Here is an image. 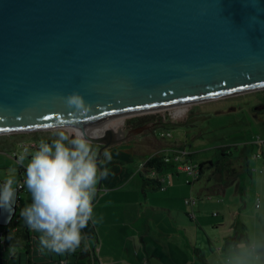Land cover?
<instances>
[{
    "label": "water",
    "instance_id": "95a60500",
    "mask_svg": "<svg viewBox=\"0 0 264 264\" xmlns=\"http://www.w3.org/2000/svg\"><path fill=\"white\" fill-rule=\"evenodd\" d=\"M260 90L264 0H0V136L73 129L102 168L105 150L175 123L120 121ZM73 92L92 110L71 112Z\"/></svg>",
    "mask_w": 264,
    "mask_h": 264
},
{
    "label": "crops",
    "instance_id": "0c3cea01",
    "mask_svg": "<svg viewBox=\"0 0 264 264\" xmlns=\"http://www.w3.org/2000/svg\"><path fill=\"white\" fill-rule=\"evenodd\" d=\"M258 119L264 124V117ZM259 135L243 143L235 155L234 161L241 170L235 174L225 159L226 167L219 172L214 189L201 192L193 208L186 204L189 198L181 200L187 196L184 185L190 179L181 177L183 171L175 166L169 168L166 176L156 175L159 180L170 181L164 190L144 185L142 178L132 189L128 188L136 177L126 168L130 160L123 159L120 155L124 153L115 147L110 152L111 160L103 164L109 174L103 178V190L93 202L96 222L89 221L83 230L86 239L75 252L59 255L41 251L39 233L32 231L19 215L20 209L31 203V196L25 189L17 191L23 202L15 210L17 217L0 210V232L6 231V244H0V264H55L60 259H67L69 264H239L249 259L250 246L264 245V239L258 241L257 233H247L251 218L254 228L262 224L263 202L259 200L257 208V196L249 203L244 200L247 187L257 188L264 180V160L255 159L259 149L251 144ZM40 140V136L24 134L0 136V182H4L9 169L15 168L17 180L23 183L25 173L13 154L20 144L31 145ZM170 148L163 150V154L168 155ZM92 252L97 256L94 263ZM257 253L258 264H264V247L257 249ZM211 254L216 258L212 259Z\"/></svg>",
    "mask_w": 264,
    "mask_h": 264
},
{
    "label": "clouds",
    "instance_id": "9594fccd",
    "mask_svg": "<svg viewBox=\"0 0 264 264\" xmlns=\"http://www.w3.org/2000/svg\"><path fill=\"white\" fill-rule=\"evenodd\" d=\"M64 100L73 113L92 110L79 92L70 93ZM53 137L51 143L38 141L34 151L24 147L16 154L17 163L25 167V176L20 184L16 169L8 170L0 184V210L14 214L17 187H23L31 203L21 208L19 215L39 233L41 251L62 255L79 249L86 239L83 230L90 220L96 222L93 199L109 169L98 166L99 149L82 132L61 127L54 129ZM103 156L100 164L111 160L109 151L105 150ZM261 247L264 245L250 246L249 259L239 264H258L257 249Z\"/></svg>",
    "mask_w": 264,
    "mask_h": 264
},
{
    "label": "rangeland",
    "instance_id": "374dc122",
    "mask_svg": "<svg viewBox=\"0 0 264 264\" xmlns=\"http://www.w3.org/2000/svg\"><path fill=\"white\" fill-rule=\"evenodd\" d=\"M183 109L185 110L183 115L177 119L172 118V114L175 110L140 116L141 118L150 117L156 120L173 119L175 123H161L158 129L153 130L151 128L149 131H143L131 142L126 141L117 146V148L119 147L124 153L120 156L123 157V159L130 160L129 163L126 164V168L130 169L133 176L136 177L128 188L132 189L135 183L140 182L141 175H149V172H146L143 168V163L146 158L159 157L166 148L181 147L194 153L193 162L199 167L201 164L210 161L213 162L211 165H206L203 168V174L200 176V180L192 185L188 183L184 185L188 193L187 196L181 199L183 202H185L184 200L186 198H198L201 192H212V189H214L213 187L217 184L216 178H219L220 174H213L218 167V165H216L218 160L221 159V147L228 145L230 149L229 152L237 155L239 154L241 145L245 142H249L253 135H264V124L257 121L259 120L258 118L264 117V115H262L264 113V90L204 101ZM130 120H134V118L123 120L120 127L123 128L124 124L128 123ZM53 131L54 130L25 132L19 134L33 137L40 136L41 139L50 143L54 139ZM167 153H169V151H167ZM253 160L255 159L253 158ZM225 163H227V165L230 164L229 167L233 168L232 170L235 174L236 171L241 170V167H238L235 162L226 161ZM15 164L16 163H13V167H15ZM224 165L226 167V164ZM169 170L170 169H167L162 172H158L157 170L154 171L157 173V176L162 177L166 176L165 174ZM180 174L182 175L181 177L184 176L189 179L184 172H180ZM246 177L250 178V175L246 173ZM101 190H103V188ZM246 191V198H244L245 202L249 203L252 197L255 198L257 196L258 200L263 202L264 209V180L261 186L256 188V185L254 187L249 185ZM261 218L262 224L260 225L259 223L257 228H254L253 218H251V222L247 224V233L251 235H253L254 232L257 233L258 241L264 239V212ZM210 257L214 259L216 255L213 256L211 254Z\"/></svg>",
    "mask_w": 264,
    "mask_h": 264
},
{
    "label": "built area",
    "instance_id": "2783aa9c",
    "mask_svg": "<svg viewBox=\"0 0 264 264\" xmlns=\"http://www.w3.org/2000/svg\"><path fill=\"white\" fill-rule=\"evenodd\" d=\"M179 109H175L174 113L172 114V118L173 119H177L178 117H181L183 115V112L185 111L183 108L181 110V112H177ZM38 143V142H37ZM37 143L31 144V145H27V144H20L19 145V149L14 152L13 154V158L14 160L17 162L18 160V156L16 155L18 152H20L24 147H28L30 150H35V147L37 145ZM252 146H256L258 147V152L255 155V159L256 160H264V136H256L254 141L251 143ZM193 153L189 152L188 150L181 148V147H171L169 154L168 155H164L163 161L165 164L167 165H173L175 167L178 168L179 171H183L185 172L190 181L189 184H194L196 183L199 179H200V167L198 165H196L193 160ZM18 164V163H17ZM18 166L20 167L21 171L23 173H25V167L23 165L18 164ZM149 172V177L150 178H156V172L154 170H148ZM160 183V188L162 190L166 189L169 185H170V181L166 180V179H161L159 180ZM0 184H2V182H0ZM22 184V183H21ZM24 188L23 187H17V191H22ZM198 203L196 198H189L186 200V204L188 206H190L191 208H193L194 206H196ZM23 205L22 199L17 196L16 199V204H15V210L21 208ZM257 208L260 207V201H257ZM5 230H2L0 232V244L2 246L5 245ZM56 264H66L65 261H62L60 263H56Z\"/></svg>",
    "mask_w": 264,
    "mask_h": 264
},
{
    "label": "trees",
    "instance_id": "16d2710c",
    "mask_svg": "<svg viewBox=\"0 0 264 264\" xmlns=\"http://www.w3.org/2000/svg\"><path fill=\"white\" fill-rule=\"evenodd\" d=\"M229 150L230 149L228 148V146L226 148L221 147L220 148V152H221L220 153V157L227 158L229 156V154H230ZM212 163L213 162L210 161V162H207V163H204V164L200 165V169H201L200 176L203 174V168L206 165H211ZM172 167H173V165L165 164L162 157H151V158H149L147 160L146 164L144 165V168H145L146 172H148V170H157L158 172H162V171L167 170V169L172 168ZM141 178L143 180L144 185H151L154 188H160V183H159L157 178H150L148 175L145 176V177L141 176ZM16 217H17V213L15 212L14 218H16ZM28 243H30V241ZM5 244H6V242H5ZM29 245H28V247L30 249L31 246H29ZM90 257H91V262L92 263L96 262L97 256H96L95 252H92L90 254ZM62 261H65L66 264H69V261L67 259H60V260L56 261L55 264L56 263H60Z\"/></svg>",
    "mask_w": 264,
    "mask_h": 264
},
{
    "label": "flooded vegetation",
    "instance_id": "af4514ba",
    "mask_svg": "<svg viewBox=\"0 0 264 264\" xmlns=\"http://www.w3.org/2000/svg\"><path fill=\"white\" fill-rule=\"evenodd\" d=\"M157 120H160V119H157ZM157 120L154 119V118H150V117L134 118V120H130L128 123H125L123 128H129L131 131L134 132V131H136L138 129L143 128L147 123H151V122H154V121H157ZM160 124L161 123L152 124V125L146 127V129L144 130V132L149 131V129H151V128L153 130H156V129H158V127L160 126ZM138 136H139V134L138 135H132L127 140V142H131L134 138H136ZM115 147H117V146H115ZM115 147H112V148H110L107 151L111 152ZM234 160H236V157H235L234 154H232L230 152L229 156L226 158V161L235 162ZM224 161H225V158H223V157H221V159L218 160V163L216 164V165H218V167L215 169V173L213 175L219 174V172H221L222 170H224ZM229 169H231V171H233L232 170L233 168H229Z\"/></svg>",
    "mask_w": 264,
    "mask_h": 264
},
{
    "label": "bare ground",
    "instance_id": "6f19581e",
    "mask_svg": "<svg viewBox=\"0 0 264 264\" xmlns=\"http://www.w3.org/2000/svg\"><path fill=\"white\" fill-rule=\"evenodd\" d=\"M181 111H183V110L179 109L177 112L179 113V112H181ZM122 122H123V121H120V122L118 123V125L120 126V125L122 124Z\"/></svg>",
    "mask_w": 264,
    "mask_h": 264
}]
</instances>
